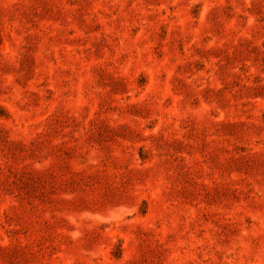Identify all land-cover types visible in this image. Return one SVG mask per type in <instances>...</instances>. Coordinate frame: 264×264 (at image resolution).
I'll list each match as a JSON object with an SVG mask.
<instances>
[{
    "label": "rangeland",
    "instance_id": "obj_1",
    "mask_svg": "<svg viewBox=\"0 0 264 264\" xmlns=\"http://www.w3.org/2000/svg\"><path fill=\"white\" fill-rule=\"evenodd\" d=\"M0 264H264V0H0Z\"/></svg>",
    "mask_w": 264,
    "mask_h": 264
}]
</instances>
